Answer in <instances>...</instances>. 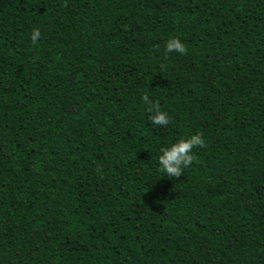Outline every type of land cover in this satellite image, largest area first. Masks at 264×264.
Returning <instances> with one entry per match:
<instances>
[{"label": "trees", "instance_id": "1", "mask_svg": "<svg viewBox=\"0 0 264 264\" xmlns=\"http://www.w3.org/2000/svg\"><path fill=\"white\" fill-rule=\"evenodd\" d=\"M0 264H264V0H0Z\"/></svg>", "mask_w": 264, "mask_h": 264}, {"label": "clouds", "instance_id": "2", "mask_svg": "<svg viewBox=\"0 0 264 264\" xmlns=\"http://www.w3.org/2000/svg\"><path fill=\"white\" fill-rule=\"evenodd\" d=\"M39 36L36 32L32 39L35 40ZM167 52H176L184 54L186 49L181 41L177 38H173L166 43ZM145 104L149 105L148 120L152 125L165 127L171 122V117L166 111H162L158 103H151L147 95L142 97ZM204 145V139L200 134H192L187 138H180L166 147L159 149L157 157V163L159 171L170 179H179L183 176V173L188 169L194 159L195 155L193 150L197 147Z\"/></svg>", "mask_w": 264, "mask_h": 264}]
</instances>
